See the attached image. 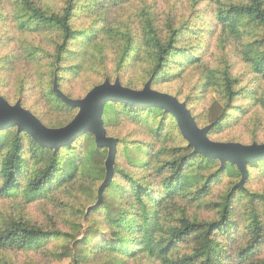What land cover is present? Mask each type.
<instances>
[{
  "label": "trees",
  "instance_id": "16d2710c",
  "mask_svg": "<svg viewBox=\"0 0 264 264\" xmlns=\"http://www.w3.org/2000/svg\"><path fill=\"white\" fill-rule=\"evenodd\" d=\"M114 1L122 0H63L55 11L32 0H0V13L19 30L53 35V48L45 56L39 50L29 54L46 59L43 79L27 89L24 78L18 97L23 104L27 91L33 90L41 102L38 109L29 110L47 126H64L78 112L54 92L55 72L65 92L66 74L83 68L80 58L100 43L97 31L76 27L80 12L86 15L99 3ZM191 7L172 11L163 28L157 12L148 11L141 35L129 31L128 40L121 38L115 52L116 72L100 83L122 76L130 64L141 65L146 58L145 80L135 89L143 88L152 75L154 87L183 76L193 64L202 65L198 83L216 91L217 97L203 116L190 107V95H184L183 101L200 126L214 123L210 138L223 141L213 136L232 127L230 121L239 108L248 122L264 107V0H193ZM113 29L103 31L110 35ZM230 33L238 43H231ZM200 34L206 35L205 41H200ZM194 36L201 43L184 42ZM76 45L81 50L74 49ZM214 54L217 62L204 64ZM5 58L9 60L0 59V68ZM240 68L252 76L255 93L243 86ZM4 82L0 76L1 94ZM174 95L182 101L180 91ZM245 99L247 104H239ZM44 108L65 114L66 119L47 118ZM104 121L108 135L118 138L115 174L102 204L87 216L105 178L108 154L93 135L80 136L56 150L41 146L16 127L0 130V264H42L39 256L65 264L71 257L73 264H125L133 259L144 264L149 260L154 264H264V186H260L264 159L249 163L244 188H235L241 179L239 169L193 154L176 119L163 109L109 102ZM124 126H132L135 132L145 129L147 135L130 140L119 131ZM133 150L147 153L146 159L134 160ZM57 192H66L65 208L81 219L73 223L72 232L56 222L46 226L27 219L14 209L22 201L29 204ZM88 254L99 260L89 262Z\"/></svg>",
  "mask_w": 264,
  "mask_h": 264
},
{
  "label": "rangeland",
  "instance_id": "374dc122",
  "mask_svg": "<svg viewBox=\"0 0 264 264\" xmlns=\"http://www.w3.org/2000/svg\"><path fill=\"white\" fill-rule=\"evenodd\" d=\"M36 4H39L46 9L59 11L63 5V0H32ZM193 5V0H130L119 1L110 3H99L97 7L91 8L90 11H86V15L81 13L75 23L76 27L85 29L87 31H97V40L100 43L97 48L92 52L83 55L82 59L83 68L78 72H69L65 76L63 89L65 92L73 98H81L86 95L90 88L100 83L105 79L106 75H112L116 71L115 67V52L116 46L121 41V38L125 42L129 39L127 34L129 31L133 35H141L143 27L149 21V12H157L160 20V28H163L167 21L170 20L171 12L176 13L188 11ZM181 12V13H182ZM0 13V59L9 57V60L5 58L3 67L0 68V76L5 77V82L1 87L2 94L8 99L10 103H16L19 100V93L21 89V83L24 78H27V89L34 85V82L39 81L40 77L47 70L46 59H40L38 55H29L30 53L37 52L42 53L43 56L47 54L53 45V35L51 32H33L30 30H19L13 20H5ZM106 27H113V33L108 35L104 33L103 29ZM200 41H205L206 35H198ZM198 36L192 37L190 41L184 38V42H191L197 45L201 43ZM231 43L236 44L238 40L234 35L230 33ZM230 40V39H229ZM234 47V46H232ZM44 48V50H40ZM86 48L85 46L82 48ZM74 49L81 50L80 45L74 46ZM203 58L205 56L203 55ZM148 58L142 61L143 64L132 63L121 72L122 76H119L122 82L128 87H141L145 80V73L148 68ZM79 60L77 61V63ZM217 62V55H211L204 64L213 65ZM79 64V63H78ZM187 63H184L185 65ZM181 66L182 69L184 66ZM189 70L181 77H174L172 82H163L159 85H155L154 88L160 91L172 93L181 92V99L183 101L184 95H190L192 102L189 104L191 108H194V112L200 116L212 106L213 99L217 97V93L205 86V84L198 83L199 77L202 74V65L193 64L188 68ZM243 69L240 68V72L243 75ZM245 70V69H244ZM42 78V77H41ZM250 74H244V85L248 91L255 93L257 87L253 85ZM43 79V78H42ZM116 78H112V81ZM196 84V86H195ZM195 86V87H194ZM141 89V88H139ZM259 90L256 95L259 94ZM23 105L27 109H38V105L41 102V98L37 97L33 90L27 91L23 97ZM21 100V99H20ZM248 103L247 100L239 102V104ZM47 118H60L66 119V115H58L54 110L45 109ZM33 111V110H32ZM244 114L242 109H238L233 115L232 121H230L231 128L225 130L219 135L213 136L218 140H225L230 142H240L243 144H252L254 142H264V107L257 111V116L248 122L244 121ZM171 127V126H170ZM145 130V129H144ZM135 132L132 126H124L119 131L124 134L127 133V137L130 140L145 138L147 133L144 131ZM133 159L145 160L147 153H139L137 150H133ZM126 166L135 171V167ZM142 174V172H139ZM260 186H264L261 183ZM64 200V201H63ZM66 192H57V194L42 197L32 203L18 204L14 209L25 215V218L31 220H37L41 224L46 226L56 224L62 229L72 232L73 223L80 221L78 215L74 214L72 210L65 208L63 202H67ZM6 206V201L1 202ZM6 208V207H5ZM194 211V210H193ZM206 214V213H205ZM82 236V235H81ZM57 243L59 241H56ZM64 249L62 248L61 251ZM33 255L30 256L32 258ZM90 261H98L99 258L94 255H89ZM104 256V255H103ZM70 264H73V257L70 258ZM42 264H65L66 261H60L52 263L49 260H45L39 256L37 259ZM129 262V263H128ZM144 264L143 261L137 259L125 260V264ZM147 264H154L151 260L147 261Z\"/></svg>",
  "mask_w": 264,
  "mask_h": 264
},
{
  "label": "water",
  "instance_id": "95a60500",
  "mask_svg": "<svg viewBox=\"0 0 264 264\" xmlns=\"http://www.w3.org/2000/svg\"><path fill=\"white\" fill-rule=\"evenodd\" d=\"M153 80L154 75L143 88L135 89L124 85L119 77L114 81L107 78L84 97L73 98L59 87L58 74L55 72L53 90L65 104L78 109L75 117L64 126L50 127L27 109L20 99L13 104L0 93V130L16 127L18 132H26L41 146L56 150L71 145L80 136L91 134L98 147L106 148V175L98 188L97 201L87 208L86 216L102 204L105 190L115 174L118 138L108 135L104 121L105 107L109 102L160 108L172 114L181 134L193 148V154L217 159L223 166L227 163L235 165L241 173V179L235 188H244L249 176L248 164L264 159V143L243 144L211 139L209 132L214 123L200 126L185 101L171 93L155 89Z\"/></svg>",
  "mask_w": 264,
  "mask_h": 264
}]
</instances>
